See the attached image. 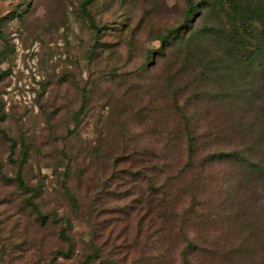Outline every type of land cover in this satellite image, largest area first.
I'll return each instance as SVG.
<instances>
[{
	"label": "rangeland",
	"instance_id": "1",
	"mask_svg": "<svg viewBox=\"0 0 264 264\" xmlns=\"http://www.w3.org/2000/svg\"><path fill=\"white\" fill-rule=\"evenodd\" d=\"M225 24L216 0H0V264H264V52Z\"/></svg>",
	"mask_w": 264,
	"mask_h": 264
},
{
	"label": "trees",
	"instance_id": "2",
	"mask_svg": "<svg viewBox=\"0 0 264 264\" xmlns=\"http://www.w3.org/2000/svg\"><path fill=\"white\" fill-rule=\"evenodd\" d=\"M220 13L224 15L227 29V42L231 43V48L250 51L254 54H262L264 52V23L261 22L260 14L255 9H247L236 3L235 0H216ZM224 32V31H223ZM166 38L158 39L161 44H165ZM163 58V57H162ZM186 134V132L184 131ZM2 137L9 142L10 147L15 143L2 133ZM21 154H25L27 149L20 144ZM187 152V160L189 161L190 146L185 148ZM16 188L20 191L28 190L24 186L20 172L17 170L14 177ZM34 213H38L35 205L28 199L25 201ZM39 215V214H38ZM51 217H53L51 215Z\"/></svg>",
	"mask_w": 264,
	"mask_h": 264
}]
</instances>
